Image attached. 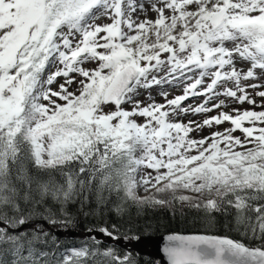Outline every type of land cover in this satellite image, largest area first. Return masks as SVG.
<instances>
[{"label":"snow or ice","instance_id":"obj_1","mask_svg":"<svg viewBox=\"0 0 264 264\" xmlns=\"http://www.w3.org/2000/svg\"><path fill=\"white\" fill-rule=\"evenodd\" d=\"M174 203L239 238L167 264H264V0H0V264H160Z\"/></svg>","mask_w":264,"mask_h":264},{"label":"trees","instance_id":"obj_2","mask_svg":"<svg viewBox=\"0 0 264 264\" xmlns=\"http://www.w3.org/2000/svg\"><path fill=\"white\" fill-rule=\"evenodd\" d=\"M231 219L230 216L227 217L229 224L228 227H224L226 218L217 215L215 223L209 227L202 222V217L199 213L187 206L182 207L179 203H174L171 208L157 207L153 209L146 207L139 220L140 228L135 234L139 236V239L167 233H210L239 238L235 231L230 230L232 229ZM85 223L90 224L88 221H85ZM75 233H77L75 237L79 238V234H82V229H76ZM251 243H255V241ZM141 256L150 261H158L145 255Z\"/></svg>","mask_w":264,"mask_h":264},{"label":"water","instance_id":"obj_3","mask_svg":"<svg viewBox=\"0 0 264 264\" xmlns=\"http://www.w3.org/2000/svg\"><path fill=\"white\" fill-rule=\"evenodd\" d=\"M177 234L189 235V234H204V233H187V234L177 233ZM164 235L167 234L150 237L147 239L136 240L134 242L129 243V245H131V248H133V250H135L136 252L141 254H146L150 257L159 259L161 264H167L166 259L163 257L162 253L160 252V247L163 243L162 237ZM72 236H75V233H72ZM121 245H123L122 242Z\"/></svg>","mask_w":264,"mask_h":264},{"label":"rangeland","instance_id":"obj_4","mask_svg":"<svg viewBox=\"0 0 264 264\" xmlns=\"http://www.w3.org/2000/svg\"><path fill=\"white\" fill-rule=\"evenodd\" d=\"M59 82H62V80L59 81ZM53 87H56V85H54ZM155 99L159 100L160 97H159V96H155ZM186 119H197V120H199V119H202V117H191V116H189V117H187ZM206 133H207V129L205 130V134H206ZM139 194H140V195H144L145 193L143 192L142 189H140V190H139ZM149 258H151V257H149ZM151 259H152V258H151Z\"/></svg>","mask_w":264,"mask_h":264}]
</instances>
